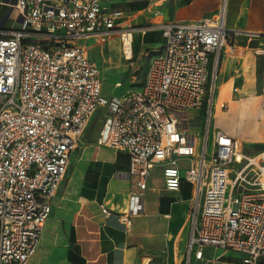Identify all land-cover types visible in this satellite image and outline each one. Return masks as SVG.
I'll return each mask as SVG.
<instances>
[{"label":"built area","instance_id":"obj_1","mask_svg":"<svg viewBox=\"0 0 264 264\" xmlns=\"http://www.w3.org/2000/svg\"><path fill=\"white\" fill-rule=\"evenodd\" d=\"M113 1L5 0L15 21L0 26V264H27L35 253L70 153L98 109L96 142L126 153L131 196L143 194L156 165L165 188L191 185L185 264L191 255L202 259L204 247L240 252V264H264V144L244 152L224 130L210 129L219 56L237 53L241 31L225 24L222 7L196 21L138 25ZM150 29L164 43L142 83L107 98L86 40L117 36L130 59L133 33ZM254 52L263 58L264 113V43ZM118 216L130 224L129 211Z\"/></svg>","mask_w":264,"mask_h":264},{"label":"crops","instance_id":"obj_2","mask_svg":"<svg viewBox=\"0 0 264 264\" xmlns=\"http://www.w3.org/2000/svg\"><path fill=\"white\" fill-rule=\"evenodd\" d=\"M166 1L169 3L167 17L162 8ZM221 1L114 0L112 5L122 8L133 22L144 25L159 18L200 20L217 13ZM223 2L225 24L241 33L236 36L237 53L223 51L219 56L214 85V107L218 118L212 128H220L239 144L258 150L264 144L261 93L263 58L254 52V47L264 43V0ZM155 9L160 10V17L153 16L152 11ZM8 11L5 0H0V26H5L9 17ZM248 33H256L259 36L247 35ZM136 34L139 35L140 42L137 48H134L135 54L138 57L143 56L147 66L150 57L161 51L164 39L158 29L135 32L133 38ZM99 42L94 37L86 40L91 58L92 45ZM100 69L101 91L105 95V69L103 66H100ZM221 102L225 103L224 107L219 106ZM75 150L76 148L69 156L76 189L73 212L66 228L63 253L66 264H185L191 185L182 181L176 190L165 188L162 167L156 165L146 179L147 187L143 194L131 196L133 182L127 175L126 153L111 146L98 144L96 140L84 142L79 151ZM182 163L186 164V161L182 160ZM56 195L57 192L51 200V212ZM100 203H104L109 209V214L101 211ZM124 210L131 214L128 226L124 225L118 216V213ZM240 262V252L204 247L203 258L196 259L191 255L189 264Z\"/></svg>","mask_w":264,"mask_h":264},{"label":"rangeland","instance_id":"obj_3","mask_svg":"<svg viewBox=\"0 0 264 264\" xmlns=\"http://www.w3.org/2000/svg\"><path fill=\"white\" fill-rule=\"evenodd\" d=\"M222 2L223 0L221 1L220 9L221 7L223 9L224 2L223 4ZM162 8L165 16L167 17V13L169 12V3L167 1L164 2V4H162ZM13 18H15V15L14 12L11 11L10 17H8L5 22V26L12 25L15 21ZM136 24H140V22ZM139 42L140 37L136 34L132 42V56L130 59H126L124 57L121 44L117 36H111L109 39L92 45V59H94L99 66H103L105 69L103 92L107 98H112L113 96L118 97L127 90L136 88L142 83L146 69L145 58L143 56L138 57L134 51V48H137ZM117 81H119V83H116ZM214 100L215 94L213 92L210 129L215 126L218 118L214 107ZM102 114V109H98V111L94 113L80 136L75 151H79L84 142L96 140L97 130ZM199 115V117H201L200 120L204 121L203 114L200 113ZM199 128V125H197L192 127L191 130L194 131ZM208 146V150L210 152L212 148L210 142ZM240 147L244 152L248 153H255L259 150H253L254 148L252 146L241 144ZM72 175L73 166L69 163L67 172L60 183V187L54 199L51 215L44 226L41 243L28 264H66L63 257L66 228L73 212V199L76 189Z\"/></svg>","mask_w":264,"mask_h":264},{"label":"bare ground","instance_id":"obj_4","mask_svg":"<svg viewBox=\"0 0 264 264\" xmlns=\"http://www.w3.org/2000/svg\"><path fill=\"white\" fill-rule=\"evenodd\" d=\"M131 53H130V51H129V48L128 47H126V55L127 56H129ZM131 56V55H130Z\"/></svg>","mask_w":264,"mask_h":264}]
</instances>
